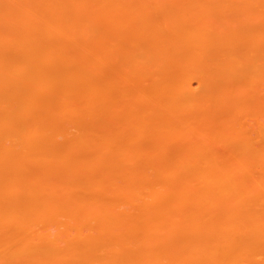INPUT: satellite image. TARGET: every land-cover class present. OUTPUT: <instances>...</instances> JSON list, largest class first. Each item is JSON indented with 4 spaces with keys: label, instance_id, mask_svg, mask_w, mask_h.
I'll list each match as a JSON object with an SVG mask.
<instances>
[{
    "label": "bare ground",
    "instance_id": "obj_1",
    "mask_svg": "<svg viewBox=\"0 0 264 264\" xmlns=\"http://www.w3.org/2000/svg\"><path fill=\"white\" fill-rule=\"evenodd\" d=\"M0 264H264V0H0Z\"/></svg>",
    "mask_w": 264,
    "mask_h": 264
}]
</instances>
